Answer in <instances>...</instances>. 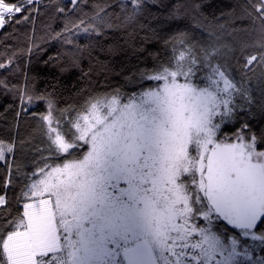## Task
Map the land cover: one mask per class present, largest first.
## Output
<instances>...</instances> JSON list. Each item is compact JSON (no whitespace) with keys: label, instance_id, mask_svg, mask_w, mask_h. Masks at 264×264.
Here are the masks:
<instances>
[{"label":"snow or ice","instance_id":"snow-or-ice-1","mask_svg":"<svg viewBox=\"0 0 264 264\" xmlns=\"http://www.w3.org/2000/svg\"><path fill=\"white\" fill-rule=\"evenodd\" d=\"M146 2L121 0L124 23ZM41 6L48 4L0 0V38L34 24ZM54 7L65 23L52 38L73 57L82 52L80 37L91 44L113 28L106 0ZM226 15L208 25L207 47L197 50L187 33L166 40L168 60L142 72L127 94H88L61 109L27 84L16 89L18 116L34 101L45 103L43 113L29 114L47 146L24 171L16 141L0 139L4 188L20 189L14 211L0 193V264H264V135L248 124L224 127L237 97L252 98L228 71L236 48L223 39L255 33L237 62L245 76L257 68L264 76V0H246L238 17ZM236 20L250 24L235 27ZM249 46L258 54L245 53ZM15 56L0 58V70L18 67ZM0 88L12 90L6 80Z\"/></svg>","mask_w":264,"mask_h":264},{"label":"trees","instance_id":"trees-1","mask_svg":"<svg viewBox=\"0 0 264 264\" xmlns=\"http://www.w3.org/2000/svg\"><path fill=\"white\" fill-rule=\"evenodd\" d=\"M106 2L111 5L108 11L114 13L111 17L113 28L103 36L93 37L91 44L80 37L78 43L82 52H76L75 57L66 51L68 46L52 38L65 23L57 16L54 5L67 4L68 0H45L48 6H41L39 15L33 14L34 24L15 25V31L7 30L6 39L0 38L3 49L0 58L6 62L7 56L15 52V64L18 65L11 73L0 70V80H6L12 87L11 91L0 88V139L16 141L19 146L16 161L24 171L30 170L40 159L38 149L47 146L39 135L38 117L29 114L33 111L43 113L46 105L34 101L18 116L21 108L15 94L17 88L22 89L27 84L30 92L51 95L61 109L79 105L88 94L111 92L117 88L127 94L133 87H139L142 72L168 60L172 49L166 40L178 33H187L189 43L197 50L201 46L207 47L213 43V38L208 36V25L229 19L228 13L238 17L246 0H147L142 14L130 23H124L121 0ZM249 24L248 20H236L235 27ZM254 38L255 33L242 31L223 38L236 48L227 58L228 71L237 83H243L250 90L252 98L249 104L237 97V112L231 121L225 118L224 127L237 129L248 124L250 132L261 136L264 135V76L259 68L245 76L237 62L243 58L241 45H252ZM29 48H32L31 54ZM258 51L252 46L244 49L248 54H258ZM241 106L243 110H240ZM258 147L264 150V144ZM5 177L6 170L0 167V193L11 201L14 211L20 194L19 185L5 189ZM220 227L222 229L223 225Z\"/></svg>","mask_w":264,"mask_h":264}]
</instances>
